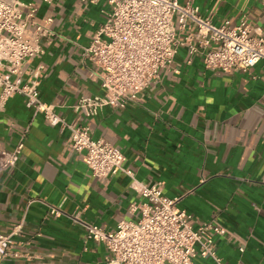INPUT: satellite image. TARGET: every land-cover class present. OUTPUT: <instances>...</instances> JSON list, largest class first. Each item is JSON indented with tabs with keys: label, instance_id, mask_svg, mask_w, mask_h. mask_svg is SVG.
I'll return each mask as SVG.
<instances>
[{
	"label": "crops",
	"instance_id": "1",
	"mask_svg": "<svg viewBox=\"0 0 264 264\" xmlns=\"http://www.w3.org/2000/svg\"><path fill=\"white\" fill-rule=\"evenodd\" d=\"M39 22L51 17L40 57L22 66L39 74V94L67 121L87 122L94 138L121 147L124 166L94 177L69 144V132L27 107L22 95L0 109V151L22 143L14 166L0 171V233L19 225L5 264H104L108 252L86 237V223L111 230L136 219L142 185L162 182L163 193L197 227L210 222L221 264H264V60L244 71L207 69L200 54L178 49L172 67L124 108L102 107L86 118L73 105L103 94L98 73L83 59L105 0H23ZM190 1L214 24L250 21L264 39V0ZM188 60H190L188 62ZM58 210L56 215L50 209ZM242 249V250H241ZM193 264H217L195 257Z\"/></svg>",
	"mask_w": 264,
	"mask_h": 264
},
{
	"label": "built area",
	"instance_id": "2",
	"mask_svg": "<svg viewBox=\"0 0 264 264\" xmlns=\"http://www.w3.org/2000/svg\"><path fill=\"white\" fill-rule=\"evenodd\" d=\"M99 1L80 0L85 6ZM105 2L109 7L106 18L82 51L83 59L98 73L103 94L81 96L72 106L86 118L104 106L124 108L159 81L164 71L178 72L172 63L181 47L191 56L200 54L205 68L224 72L233 68L246 71L264 60V39L252 34L245 16L229 26L228 21L214 24L204 18L190 1ZM51 22V17L39 22L30 3L0 0V109L9 97L22 95L34 113L69 132L71 148L94 177L105 180L121 171L133 180V172L124 166L121 147L94 138L87 122L67 121L55 111V105L44 102L37 72L24 79L22 66L42 54L41 40L51 35ZM21 147L19 143L11 151H0V171L15 165ZM162 186L160 181L141 186L142 201L130 208L138 209L136 219H122L111 230L85 224L87 239L101 243L108 252L104 264H193L197 256L221 264L213 237L221 230L210 222L193 227L191 216L177 206V198L164 195ZM57 213L56 208L50 209V214ZM18 227L0 233V264L10 254Z\"/></svg>",
	"mask_w": 264,
	"mask_h": 264
}]
</instances>
